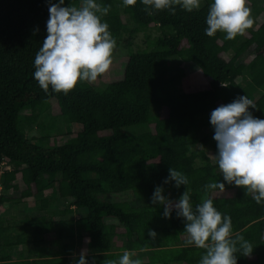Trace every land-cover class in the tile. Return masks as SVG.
<instances>
[{
  "label": "trees",
  "instance_id": "trees-1",
  "mask_svg": "<svg viewBox=\"0 0 264 264\" xmlns=\"http://www.w3.org/2000/svg\"><path fill=\"white\" fill-rule=\"evenodd\" d=\"M203 1L192 12L174 5L175 14L152 8L149 15L142 0L135 6H125L123 0H96L101 6L111 5L101 20L109 25L115 49L120 44L129 49L123 73L109 89L81 81L64 94L51 85L45 92L33 75L35 56L48 35L49 5L59 0H0V166L10 168L0 170V203L23 205L15 219L0 223V264H77L68 255L70 243L83 236L90 252L88 264L118 261L126 250L135 252L132 258L142 264H199L206 250L188 243L186 221L175 209L166 218L160 204L133 205L99 197L129 192L136 199L152 198L157 186L165 196H182L188 189L194 207L211 198L222 215L231 217L233 233L254 247L250 257L236 253L237 264H264V201L257 204L253 194L224 180L210 123L214 109L240 96H248L256 106L249 111L264 119V20L256 24L258 17L264 18V0H248L254 24L234 40L219 31L206 35L214 0ZM82 4L83 0H65L63 6ZM128 19L134 27L129 28ZM138 30L144 33V46L134 50L131 38ZM124 33L130 37L123 39ZM183 49L209 78L208 88L171 92L176 77L166 60ZM46 101L55 110L37 120V133L21 132L19 116ZM188 117L195 118L200 130L185 123ZM66 123L78 131L74 140L59 135ZM171 167L188 177V185L164 183ZM17 173L22 185L4 195L3 188L9 191L6 183ZM211 182L224 183L225 191L205 190ZM40 197L41 206L50 198H64V209L83 213L81 235L66 226L48 237L52 221L44 219L47 208L34 205ZM72 217L64 211L60 221ZM150 230L157 233L155 239ZM118 239L124 244L110 251ZM45 246L57 255L42 256ZM147 249L151 253L144 259L140 252Z\"/></svg>",
  "mask_w": 264,
  "mask_h": 264
},
{
  "label": "clouds",
  "instance_id": "clouds-1",
  "mask_svg": "<svg viewBox=\"0 0 264 264\" xmlns=\"http://www.w3.org/2000/svg\"><path fill=\"white\" fill-rule=\"evenodd\" d=\"M65 0L50 3L47 21L48 35L35 56L34 77L40 87L48 92L68 94L81 81L95 82L105 74L113 63L116 40L109 25L102 22L111 5L101 6L96 0H83L81 7L63 6ZM137 0H123L125 6H135ZM145 11L168 9L175 14L174 5L192 12L199 10L201 0H142ZM99 14V15H98ZM206 35L226 33V39L234 40L250 29L254 20L248 0H214L206 19ZM255 104L248 96H240L227 105L211 112L210 123L214 127L217 142L216 155L219 169L228 184H234L253 194L257 204L264 201V119L253 116L249 108ZM175 181V187L188 185V177L175 168L169 169L165 184ZM225 191V184L211 182L205 190ZM164 189L157 186L152 203L164 206V217L171 218L175 209L178 217L186 221L185 232L189 244L204 249L199 264H237L236 253L250 257L253 245L243 235L233 233L232 219L222 215L211 198L193 206L190 192L185 191L178 201L166 197ZM149 236L156 238L155 231ZM86 252L82 251L77 264H88ZM135 252L124 251L119 260H108L106 264H142L133 259Z\"/></svg>",
  "mask_w": 264,
  "mask_h": 264
},
{
  "label": "rangeland",
  "instance_id": "rangeland-1",
  "mask_svg": "<svg viewBox=\"0 0 264 264\" xmlns=\"http://www.w3.org/2000/svg\"><path fill=\"white\" fill-rule=\"evenodd\" d=\"M203 3H204V1L201 0V6L203 5ZM263 20H264V18H262L261 16L258 17L256 24L262 22ZM134 25L135 24H134L133 20L128 19L129 28L134 27ZM123 37H124L123 39H126L130 36L128 33H124ZM132 37H133V38H131L132 44H133L132 47L134 50L137 49L138 47L144 46V33L142 31L138 30V31L134 32ZM128 53H129V49H126L124 44H120L119 47L117 49H115L114 56H113V63L111 65L110 69L107 71V73H105L106 77L102 78V80L97 79V81H95L96 85L99 86L100 89H103V88L109 89L110 87H112L111 82L116 81L118 78H120V76L123 73V67H124V64L126 62V58H127L126 56ZM166 65H168V67H169V73L174 74V76L176 77V80L174 81L175 83H173V86L171 85L172 86V89H171L172 93H180L182 91L192 92V91H198V90L206 89L209 87V78L197 66L196 61L193 60V58H191L189 56L188 50L183 49V50H181L179 55L167 59ZM183 70H185L186 73L183 76L182 80H180L179 77L183 74ZM228 103L229 102H227V104ZM54 110H55V105L52 102L46 101L34 109L25 111L24 113H22L19 116V118L17 120V125H18L19 130L28 136L36 134L37 132H36L35 127H36L37 120L43 116L49 115ZM158 113H159V109L156 108L154 110V117H156ZM185 123L191 124L195 130H200V126L197 124L195 118H193V117L185 118ZM77 134H78L77 129L71 123L64 124L62 127V131L59 133L60 137L65 139L69 136L70 138H72V140L75 139ZM42 141L46 142L45 139ZM7 165L8 164L1 165L0 170L2 171L4 169H6L8 167ZM7 169H10V168H7ZM6 184H7L6 187H8L9 191L6 192L7 188H3L4 189L3 190L4 195L14 191L13 188H15V187L19 188L22 185L21 174L20 173L14 174L13 179L11 181H8ZM40 185H42V183ZM99 197L103 198L105 200H108V201L127 200L133 205L152 204V198L136 199L133 196V194H131L129 192L106 193V194L99 195ZM166 197L170 198L173 201H178L181 196H170L169 195ZM41 199L44 200V198L40 197V200ZM40 200L37 203L35 202L34 205H35L36 209H39V207H42L44 209L48 208L46 214H48V216L51 217L50 220L48 219V221H52V224L47 227L48 234L55 232L57 229H59L61 227L73 226L75 228L76 235L77 236L81 235V226L79 223V218L83 215V213L76 212L73 209V207H68V208L64 209V207H65L64 205H66L65 203L68 202L65 200L59 201V202L49 200L50 201L49 206H48L47 202L45 203V201H42L43 204L41 206ZM10 205L11 204H8L5 202L0 203V223L9 221L11 216L15 213L16 210L9 211L8 206H10ZM13 205L16 208H20V203H16ZM11 209H12V207H11ZM64 211L73 215V217L71 218L72 222L59 223L60 215H62ZM108 221L116 222L113 219H109ZM51 235L52 234H50L48 237H51ZM185 242L186 241H184L182 243H185ZM37 244L38 243H36V245ZM70 244H71V246H70L71 251L68 253V255L71 256V258L74 262L77 263L82 251L86 252V254H87L86 259H87V261H89L90 252L86 247V239L84 236L82 237V239L77 240L76 242H73ZM123 244H124L123 240L118 239L115 242V244L109 250L110 251H118L119 247ZM180 244H181L180 242H172V245H180ZM40 247L42 248V245ZM41 250H42V253H41L42 256L43 255L44 256L55 255L52 253V250H50L49 246L48 247L45 246V248H43ZM150 253H151V250H149V249L140 252L141 256L144 259H146V257Z\"/></svg>",
  "mask_w": 264,
  "mask_h": 264
},
{
  "label": "crops",
  "instance_id": "crops-1",
  "mask_svg": "<svg viewBox=\"0 0 264 264\" xmlns=\"http://www.w3.org/2000/svg\"><path fill=\"white\" fill-rule=\"evenodd\" d=\"M229 54V53H228ZM251 54L252 53H250V55L249 56H251ZM234 90H236L237 91V93H239L240 94V92H239V90L237 89V87L236 88H234ZM39 200L40 199H38V201H36V203L37 202H39ZM50 200L51 201H57V202H59V201H64V198H50ZM50 204L48 203V206H49ZM11 207H12V209H11ZM8 206V208H9V211H13V210H16L15 211V213L11 216V218L9 219V220H13V219H15L17 216H18V214L19 213H21L22 211H23V205L20 203V208H16L14 205H12V206ZM48 209V208H47ZM46 213H47V211H46ZM50 218L51 217H49L48 216V214H45V217H44V219H49L50 220ZM67 222H72L71 220L69 221V220H66V221H59V223H67ZM61 228H63V227H61ZM52 253L53 254H57L58 252H57V250H54V251H52ZM55 255H51V256H55Z\"/></svg>",
  "mask_w": 264,
  "mask_h": 264
},
{
  "label": "built area",
  "instance_id": "built-area-1",
  "mask_svg": "<svg viewBox=\"0 0 264 264\" xmlns=\"http://www.w3.org/2000/svg\"><path fill=\"white\" fill-rule=\"evenodd\" d=\"M1 190H2V185H1V183H0V193H1Z\"/></svg>",
  "mask_w": 264,
  "mask_h": 264
}]
</instances>
